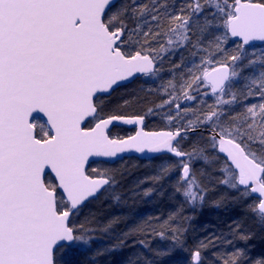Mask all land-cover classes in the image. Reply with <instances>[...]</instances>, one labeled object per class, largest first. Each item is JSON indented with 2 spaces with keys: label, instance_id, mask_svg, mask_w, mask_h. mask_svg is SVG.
I'll list each match as a JSON object with an SVG mask.
<instances>
[{
  "label": "snow or ice",
  "instance_id": "obj_1",
  "mask_svg": "<svg viewBox=\"0 0 264 264\" xmlns=\"http://www.w3.org/2000/svg\"><path fill=\"white\" fill-rule=\"evenodd\" d=\"M0 264H264V0H0Z\"/></svg>",
  "mask_w": 264,
  "mask_h": 264
},
{
  "label": "trees",
  "instance_id": "obj_2",
  "mask_svg": "<svg viewBox=\"0 0 264 264\" xmlns=\"http://www.w3.org/2000/svg\"><path fill=\"white\" fill-rule=\"evenodd\" d=\"M214 215V214H213Z\"/></svg>",
  "mask_w": 264,
  "mask_h": 264
}]
</instances>
